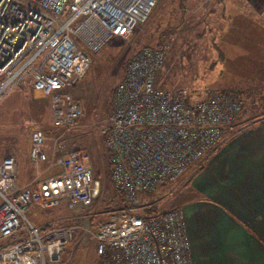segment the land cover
<instances>
[{
	"label": "built area",
	"instance_id": "1",
	"mask_svg": "<svg viewBox=\"0 0 264 264\" xmlns=\"http://www.w3.org/2000/svg\"><path fill=\"white\" fill-rule=\"evenodd\" d=\"M159 1L0 0V100L30 81L32 91L50 101L53 127L62 136L70 133L84 115L70 85L85 77L92 56L110 41L129 40ZM167 56L164 45L130 58L105 121L111 182L132 208L197 168L234 130L247 106L231 92L208 90L191 101L185 90L157 87ZM46 143L44 131L32 133L30 160L58 168V175L20 187L16 158L0 163V264L57 263L78 230L94 242L98 264H191L181 209L148 220L121 210L86 228L36 226L29 219L35 209L88 208L101 187L86 150L68 151L58 139L49 155Z\"/></svg>",
	"mask_w": 264,
	"mask_h": 264
},
{
	"label": "rangeland",
	"instance_id": "2",
	"mask_svg": "<svg viewBox=\"0 0 264 264\" xmlns=\"http://www.w3.org/2000/svg\"><path fill=\"white\" fill-rule=\"evenodd\" d=\"M262 2L264 0L260 5ZM240 3V0H160L150 19L138 26L129 40L110 41L92 56L85 77L70 85L69 91L82 106L84 115L78 128L63 136L62 131L52 126L50 101L34 93L30 81L13 87L0 100V162L8 156L15 157L19 173L22 160L21 168L30 173V180L25 185L60 173L58 168H49L47 164L33 165L32 170L29 167L26 157L32 133L36 130L46 133L47 144L53 148L59 139L68 151L86 150L91 156L95 178L100 181V194L91 207L77 206L72 211L64 205L51 211L35 209L29 219L36 226L53 224L86 228L105 222L109 214L115 212V206L107 198L113 188L103 130L113 110L114 89L124 77L127 62L143 48L166 45L168 56L157 75V87L185 90L193 98L205 96L208 90H225L223 86L232 81L228 74L229 65L220 63V53L213 47L214 42L219 41L221 27L214 9L220 11L222 6L237 8ZM259 107L247 102L241 122L230 134L263 118L264 109ZM204 161L175 183L160 186L145 196L142 204H153L162 213L178 206L186 196L187 185ZM54 264H98L94 242L78 230L60 261Z\"/></svg>",
	"mask_w": 264,
	"mask_h": 264
},
{
	"label": "crops",
	"instance_id": "3",
	"mask_svg": "<svg viewBox=\"0 0 264 264\" xmlns=\"http://www.w3.org/2000/svg\"><path fill=\"white\" fill-rule=\"evenodd\" d=\"M240 1L237 8L214 9L221 26L215 47L233 82L222 91L264 109V3ZM227 136L175 207L184 214L191 264H264V117ZM45 150L54 154L47 143ZM26 159L32 170L30 148ZM21 163L18 184L24 187L30 173Z\"/></svg>",
	"mask_w": 264,
	"mask_h": 264
},
{
	"label": "trees",
	"instance_id": "4",
	"mask_svg": "<svg viewBox=\"0 0 264 264\" xmlns=\"http://www.w3.org/2000/svg\"><path fill=\"white\" fill-rule=\"evenodd\" d=\"M219 31V30H218ZM216 41L214 42V48H215V51H217L218 53H221L220 49L218 47H215ZM159 47H163V45H159L158 47H154V48H159ZM202 98V97H201ZM189 99L192 101L194 99H199V97L197 98H193L192 96L189 95ZM108 161H109V168H110V180H111V162H110V154L108 153ZM202 170V167L199 168V170L197 171L196 174L199 173V171ZM111 185H112V182H111ZM112 188H113V191L110 195H107V198L110 199V203L112 205L115 206V212L117 211H121V210H129L135 214H137L138 216L144 218L145 220H148L149 218L151 217H156L158 216L159 214H161L162 212H159L155 206H153V204H142L137 207V208H132L130 207L125 198L123 197V195H121L120 193H118L113 185H112ZM144 201V200H143ZM140 211V212H139ZM48 228H45V230H48V229H51L53 227H55L54 225H49L47 226Z\"/></svg>",
	"mask_w": 264,
	"mask_h": 264
}]
</instances>
